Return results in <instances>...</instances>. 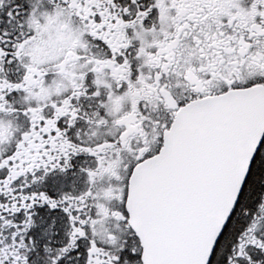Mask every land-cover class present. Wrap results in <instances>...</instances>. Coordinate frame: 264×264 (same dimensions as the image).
Returning a JSON list of instances; mask_svg holds the SVG:
<instances>
[{
    "label": "snow or ice",
    "instance_id": "obj_1",
    "mask_svg": "<svg viewBox=\"0 0 264 264\" xmlns=\"http://www.w3.org/2000/svg\"><path fill=\"white\" fill-rule=\"evenodd\" d=\"M0 264H264V0H0Z\"/></svg>",
    "mask_w": 264,
    "mask_h": 264
}]
</instances>
